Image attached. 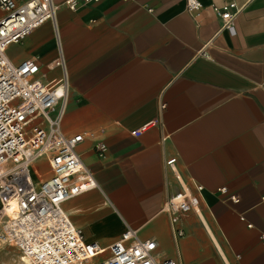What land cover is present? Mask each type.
Segmentation results:
<instances>
[{
	"label": "crops",
	"instance_id": "0c3cea01",
	"mask_svg": "<svg viewBox=\"0 0 264 264\" xmlns=\"http://www.w3.org/2000/svg\"><path fill=\"white\" fill-rule=\"evenodd\" d=\"M54 1L56 24L9 54L37 59L47 84L63 78L55 62L65 60L63 132L94 134L78 153L97 187L64 205L85 239L108 247L133 229L157 243L161 261L264 264V0H237L235 33L221 31L212 10L224 0H200L198 23L185 0H101L76 11ZM170 158L204 187L199 212L177 223L178 240L162 210L179 189L165 171Z\"/></svg>",
	"mask_w": 264,
	"mask_h": 264
},
{
	"label": "built area",
	"instance_id": "2783aa9c",
	"mask_svg": "<svg viewBox=\"0 0 264 264\" xmlns=\"http://www.w3.org/2000/svg\"><path fill=\"white\" fill-rule=\"evenodd\" d=\"M99 1L65 0L62 6L76 11ZM185 1L186 11L198 23L206 7L200 0ZM224 3L212 10L221 20V31L235 33L233 21L244 6L237 0ZM60 8L54 0H0V248L18 249L23 264H182L157 259V243L140 240L133 229L108 247L88 242L64 209L68 200L97 187L78 153L94 134L63 132L69 91L63 57L55 62L63 69V78L47 84L39 78L37 59L17 63L9 54L11 46L21 44L39 27L56 24ZM200 55L207 56L205 49ZM94 149L100 160L107 158L105 142L97 141ZM165 171L179 186L162 209L178 240L184 232L177 223L182 215L199 212L204 187L180 173L177 158L165 161Z\"/></svg>",
	"mask_w": 264,
	"mask_h": 264
},
{
	"label": "rangeland",
	"instance_id": "374dc122",
	"mask_svg": "<svg viewBox=\"0 0 264 264\" xmlns=\"http://www.w3.org/2000/svg\"><path fill=\"white\" fill-rule=\"evenodd\" d=\"M45 171L48 172V167ZM20 256L18 249L13 246L3 245L0 248V264H23Z\"/></svg>",
	"mask_w": 264,
	"mask_h": 264
},
{
	"label": "bare ground",
	"instance_id": "6f19581e",
	"mask_svg": "<svg viewBox=\"0 0 264 264\" xmlns=\"http://www.w3.org/2000/svg\"><path fill=\"white\" fill-rule=\"evenodd\" d=\"M65 205V204H64Z\"/></svg>",
	"mask_w": 264,
	"mask_h": 264
}]
</instances>
